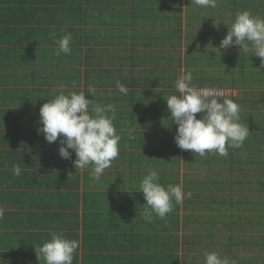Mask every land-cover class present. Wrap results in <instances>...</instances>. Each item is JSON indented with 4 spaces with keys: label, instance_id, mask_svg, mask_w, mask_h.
I'll list each match as a JSON object with an SVG mask.
<instances>
[{
    "label": "trees",
    "instance_id": "obj_1",
    "mask_svg": "<svg viewBox=\"0 0 264 264\" xmlns=\"http://www.w3.org/2000/svg\"><path fill=\"white\" fill-rule=\"evenodd\" d=\"M16 139L54 148L26 156L68 193L39 248L57 254L0 264H264V0H0L9 158ZM84 164L104 191L83 194L80 233L65 202Z\"/></svg>",
    "mask_w": 264,
    "mask_h": 264
},
{
    "label": "crops",
    "instance_id": "obj_2",
    "mask_svg": "<svg viewBox=\"0 0 264 264\" xmlns=\"http://www.w3.org/2000/svg\"><path fill=\"white\" fill-rule=\"evenodd\" d=\"M166 27L167 29H170L169 21ZM107 67L109 68V66H106V68ZM19 68L25 73L23 67ZM115 69L116 68L114 67V70ZM48 80L47 82L52 84V81ZM42 90H48V88H42ZM104 90L105 89L101 90L102 98H104ZM127 92L131 91L127 90ZM37 95L43 100L47 94L39 91ZM84 109L85 108H82L81 111ZM101 111L102 107L100 108V112ZM91 121L93 123L97 121L98 124H101L102 117L96 119L93 116ZM35 129H37V127ZM39 130L40 128L38 129V132ZM37 135L39 136V134ZM6 137L7 136H3L5 140ZM7 142L11 145L10 139H8ZM15 142L17 143L15 148L19 151H17L13 158H9L6 154L8 151L10 155L9 150L11 147L8 144L6 145L3 141L0 144V155L3 157L0 161V253L8 254L10 259L17 255L25 257L28 254L36 255V253L43 254V257L47 253L52 256L53 252L57 254V247L55 248V251H53V246L47 244L45 249L39 248L45 245L44 243L50 238L44 234L52 233L57 229L53 228V224L56 226L58 224L57 218L53 214L54 212L57 213L58 206L62 204V201H59V199L63 197L61 191L68 193V187H61L60 190L57 189V183L53 181L52 176L48 173L52 165L51 163H48L49 160L42 155L41 158H35L33 156V158L30 159L26 156L27 150L41 152L42 154L46 153L47 155L48 152H52L54 148L47 145L45 141H41L35 144L34 147L29 148L26 147L25 143L18 141V139H16ZM97 147L91 145L87 146L83 143L78 151L82 153L88 151L86 155H92L91 152L94 153L95 150H98ZM80 160L82 162L86 161L85 158ZM92 161H89L90 163L87 165L92 166V163L96 164ZM9 168L12 169V173ZM31 168H34L35 172L32 171ZM99 171V169H95L93 173L89 167L85 166L84 170L82 168V176L80 178H74L80 184V196L76 197L70 195L69 199H73L74 201L68 200L65 202L68 207L78 212L80 215L78 220L80 233H82V226H84L83 215L87 210L85 204L86 198L83 194L91 193L92 195H96L98 193H103L104 191L102 188H99L98 183L95 181L96 176L94 174ZM83 172L87 175V172H90V175L88 176L92 178L87 188L85 186L87 182L84 178L85 175ZM109 191L110 189L108 192ZM132 225L134 228V223H132ZM37 261L39 264H43L41 257H38ZM6 264H15V262ZM79 264H81V260L79 261Z\"/></svg>",
    "mask_w": 264,
    "mask_h": 264
},
{
    "label": "built area",
    "instance_id": "obj_3",
    "mask_svg": "<svg viewBox=\"0 0 264 264\" xmlns=\"http://www.w3.org/2000/svg\"><path fill=\"white\" fill-rule=\"evenodd\" d=\"M181 89L186 91L187 88L184 85H181ZM191 95L195 97H204V98H211V97H217V98H224L227 96V92L219 89H204L196 90L192 89L190 90Z\"/></svg>",
    "mask_w": 264,
    "mask_h": 264
},
{
    "label": "rangeland",
    "instance_id": "obj_4",
    "mask_svg": "<svg viewBox=\"0 0 264 264\" xmlns=\"http://www.w3.org/2000/svg\"><path fill=\"white\" fill-rule=\"evenodd\" d=\"M228 45H230V41L228 42ZM227 46H225V48H226ZM220 51V50H219ZM218 51V52H219ZM220 58H224V59H227L223 54L220 56ZM201 88H204V87H201ZM84 90V89H83ZM229 92H232L231 90H229ZM233 93H237L236 91H234ZM217 111H219V112H221V109L220 108H218V109H216ZM170 234L171 235H173L174 236V238L175 239H177V242H178V245H179V247H181V239H179V236H181V235H177L175 232H174V230L173 229H170ZM182 254V251H180V255Z\"/></svg>",
    "mask_w": 264,
    "mask_h": 264
},
{
    "label": "clouds",
    "instance_id": "obj_5",
    "mask_svg": "<svg viewBox=\"0 0 264 264\" xmlns=\"http://www.w3.org/2000/svg\"><path fill=\"white\" fill-rule=\"evenodd\" d=\"M181 85H184V83H181L180 84V89H181ZM185 86V85H184ZM186 87V86H185ZM187 88V87H186ZM216 89H219V90H223V91H226L227 92V96H229L230 94H232L233 92H229V89H221V88H216ZM182 90V89H181ZM183 92H184V90H182ZM235 94V93H234ZM226 96V97H227ZM226 97H224V98H226ZM224 98H221V99H224ZM217 99H219V98H217Z\"/></svg>",
    "mask_w": 264,
    "mask_h": 264
}]
</instances>
